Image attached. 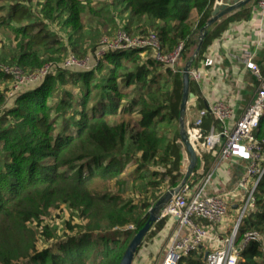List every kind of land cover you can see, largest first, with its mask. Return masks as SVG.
<instances>
[{
  "label": "trees",
  "instance_id": "trees-1",
  "mask_svg": "<svg viewBox=\"0 0 264 264\" xmlns=\"http://www.w3.org/2000/svg\"><path fill=\"white\" fill-rule=\"evenodd\" d=\"M257 2L252 0L212 23L191 67L231 23L254 16ZM118 4L119 13L128 16L122 27L128 34H137L134 21L144 17L135 26L139 33L155 32L165 53L182 43L181 60L187 61L217 0H119ZM104 6L95 0H16L4 14L0 8V27L14 32L18 46L10 61L32 71L71 54L77 58L92 54L107 30V21L112 23L115 17ZM30 17L33 21L24 24ZM88 17L105 21L98 29L101 35L91 38L89 47L78 39ZM48 22L56 23L59 32L51 31ZM8 79L0 68V84ZM58 82L77 85L80 97L61 98L51 105ZM182 85L181 67L173 70L156 61L151 50L134 49L108 52L93 70L49 75L39 86L18 95L0 120V264H120L147 221L150 207L183 177L178 144ZM189 91L195 96L194 108H203L205 102L191 79ZM72 99L77 100V107L67 121L76 127L55 134L57 118L51 113L68 111ZM133 123V141L126 148L127 129ZM163 124L175 125L171 134ZM211 125L218 128V122L207 117L204 130ZM263 135L264 113L255 132L257 139ZM202 158L204 175L214 157L209 152ZM129 160L138 163V170L157 165L153 179L142 183L145 175L139 173L134 180L146 188L138 204L121 193L126 184L122 172ZM198 164L189 185L201 178L196 173ZM254 196L255 208L243 217L237 242L250 230L258 231L262 240L249 243L237 264H264V175ZM62 205L69 216L59 237L46 217ZM164 224L165 218L154 222L141 243L155 237ZM51 239L57 241L46 245ZM40 242L44 243L41 248ZM179 264H204L203 253L182 257Z\"/></svg>",
  "mask_w": 264,
  "mask_h": 264
},
{
  "label": "built area",
  "instance_id": "built-area-1",
  "mask_svg": "<svg viewBox=\"0 0 264 264\" xmlns=\"http://www.w3.org/2000/svg\"><path fill=\"white\" fill-rule=\"evenodd\" d=\"M256 9L260 20H264V0H258ZM134 49L151 50L156 61L176 70L181 60L183 44L179 43L172 51L165 53L161 50L155 32L135 36L119 27L101 36L96 50L83 58L69 55L59 63H47L31 72H25L19 66H1L3 73L11 79L10 88L5 93L6 99L13 101L24 92L25 86H32L29 89L31 90L39 86L49 75L61 71L93 70L108 52ZM254 57L255 51L246 48L232 54V58L247 67L256 81L254 96L238 119L232 121L233 109L230 104L215 99L207 101L203 108L197 110L192 120L185 121L187 138L197 154L198 161L206 152H212L220 161L239 157L247 161L245 172L233 192L215 195L203 193V188L210 178V174H207L198 188L191 191V185L187 183L168 200L159 212V219H173L178 229L170 238L161 261L155 264H179L182 257L199 252L204 245H209L205 252L207 254L203 260L204 264H237L243 249L249 243L262 240V235L258 231L250 230L243 233L237 242L238 227L243 217L255 208L254 193L264 175V135L260 139L255 136L264 113V71ZM213 63L210 56L201 61L202 68L211 67ZM202 68L191 67L190 79L200 83L204 77ZM207 117L216 120L219 129L211 125L208 130H204L203 124ZM236 191H240L241 194H237ZM239 195L238 217L231 233L219 239L213 234V229L216 225H224L231 208V199L238 198ZM182 230L184 231L181 232Z\"/></svg>",
  "mask_w": 264,
  "mask_h": 264
},
{
  "label": "crops",
  "instance_id": "crops-1",
  "mask_svg": "<svg viewBox=\"0 0 264 264\" xmlns=\"http://www.w3.org/2000/svg\"><path fill=\"white\" fill-rule=\"evenodd\" d=\"M253 13L254 16L246 21L231 23L221 37L209 45L203 59L193 67L201 69V61L208 56L212 57L213 66L202 68L204 73L202 81L200 83L194 82L197 84L205 104L207 101L220 99L231 105L233 122L240 117L246 105L251 102L256 88V81L247 67L237 63L232 58V54L239 53L241 49L245 48L255 51L254 59L264 71V20H260L256 6L253 7ZM257 42L260 43L257 44ZM196 112L197 109L194 108L193 103L190 107L187 106L185 121L192 120ZM217 129H219V126ZM204 154H209V152ZM210 154L214 159L204 175L205 160L201 158L198 161L197 174L201 175V178L192 183L190 190L193 191L198 188L203 183L205 175L210 174L209 181L203 188V193L215 195L235 191L239 179L245 172L247 161L239 157H231L225 161H220L212 152ZM236 192L241 194L240 191ZM239 207L240 195L238 198L231 199V208L224 225H216L213 229V234L216 237L221 239L231 233ZM177 229L178 227L173 219L165 218V224L160 232L148 241H144L142 243L144 246L142 244L139 246L138 251L144 253V257L150 261L148 264L161 261L169 240ZM208 247L209 245L202 246L199 252L201 251L204 256ZM138 264L141 263L138 262Z\"/></svg>",
  "mask_w": 264,
  "mask_h": 264
},
{
  "label": "rangeland",
  "instance_id": "rangeland-1",
  "mask_svg": "<svg viewBox=\"0 0 264 264\" xmlns=\"http://www.w3.org/2000/svg\"><path fill=\"white\" fill-rule=\"evenodd\" d=\"M95 1H98V2L100 1V3H103L105 5L104 6L105 10L109 11L110 13L114 14V16H115L113 18L114 20L112 23H110V21H107V24H106L107 30L105 31V34H106V32H108V33L112 32L115 26H121V27L125 26L127 19H128V16L126 14H120L119 13L120 8H121V6L118 4L119 0H95ZM226 1L227 0H222V1H220V3L221 2L224 3ZM233 1L234 0H231L230 3ZM15 2H16V0H8L6 2H3L2 4L0 3V8L2 10L1 13L4 14L8 10L9 6L13 5ZM33 8L34 7H32V17L36 13V11L33 10ZM108 17H110V16H108ZM31 19H32L31 17L27 18L24 20L23 23L25 24L29 21H33ZM109 19H111V18H109ZM144 20H145L144 17H140V19H135L134 25H133V29L135 30V32H137V34H135V36H143L139 33L140 29L135 27V26L137 24L142 23ZM103 22H105L104 19L89 18V17L85 18L84 22H83V30L81 31L80 36L78 38L80 40L79 43L85 42V44L88 45V47H89L92 44L91 38L94 37L97 40V38L101 35V33L99 34V30L101 27L100 24H103ZM47 26H49L48 28H50L51 31L56 32V33L59 32V30H60L59 26L56 23L52 24V23L48 22ZM16 51H18V46H17V42L15 40L14 32L10 28L0 27V67L3 65L16 66L9 59L10 56L12 54H14ZM71 55H74V54H71ZM55 62L59 63L60 60H58V61L56 60ZM185 63H186V61L180 60L178 67L183 68ZM24 71L25 72H31V71L26 70V69ZM54 75H57V73H55ZM99 79L101 81H103L104 78L102 76ZM93 82H94V80H93ZM119 82H120V79H118V83ZM10 84H11V79L3 81L0 84V95H2V98L4 99V102H2V104L0 105V120L3 116L5 109L9 108L13 104V101H7L6 96H5L6 95L5 93L10 88ZM57 85H58V90L56 91L55 96L49 100V103L51 105L56 104L57 101H59L61 98H69L70 96L74 97V98H77L78 96L80 97V92H79V88L77 85H74L70 82H67V83L58 82ZM31 87L32 86H30V85L25 86L23 88L24 92H22V93L29 91V89ZM65 92H68L70 94L67 95ZM192 103L193 104L195 103L194 100L190 101L187 106L190 107L192 105ZM76 107H77V100L72 99L71 105H70V108L68 111L61 113V114H60V112H57L56 110L52 111L51 115L53 117L55 116L57 118L56 122H55V134L62 132L64 129H68V133H69L70 130H72L76 127V124L74 122L71 121L72 123H69L67 121L69 119V115L71 113V110L76 109ZM163 126L171 134V131L173 130L175 125L170 124L168 126L166 124H163ZM134 131H135V125L133 123L127 129L126 138H125V147L126 148L130 147L132 144ZM181 152L183 155L181 171L183 173L185 171L187 165H188L189 157H188L187 153H185L183 150H181ZM156 168H157V165L150 164L149 169L145 168V169L138 170V163H136V161L129 160V161L125 162L122 175L126 179V184L121 189L122 196L125 199L132 200L133 203L138 204V202L144 197L145 193H143V192H144V190H146V188H144V186H141V182H139L140 180L136 181V183H134V180L137 177V175H139V173H144V175H145V179L141 180V181H143L142 183H145L149 179H153L151 176V173H152V170H155ZM162 189H164V187H162ZM151 191L152 190H149L147 192L148 193V195L146 196L147 198H148V196L151 195ZM166 191L167 190L165 189L164 193ZM164 193H162V195ZM68 216H69V213H68L67 208L64 205H62L61 208L51 209L50 215L48 217H46V219L51 222V226H53L54 228L57 229V235L59 237L63 236V234H62L63 228H64L63 221L66 220L68 218ZM237 217H238V215H237ZM235 221H236V219H235ZM66 233L70 234V230L68 231L66 229ZM55 241H57V239H51L46 245L53 246V243ZM142 245L144 246V244H142ZM42 246H44V243L40 242L39 247L41 248ZM137 256L140 257L138 260H137V258H138ZM150 258H151V256L149 257V259ZM137 261L141 264L142 263L148 264L150 262L148 259H146L144 257V253H141V252L139 253V251H136L134 253L132 264H138Z\"/></svg>",
  "mask_w": 264,
  "mask_h": 264
},
{
  "label": "water",
  "instance_id": "water-1",
  "mask_svg": "<svg viewBox=\"0 0 264 264\" xmlns=\"http://www.w3.org/2000/svg\"><path fill=\"white\" fill-rule=\"evenodd\" d=\"M222 0H217V4L214 7L211 17L206 21L205 25L202 27L197 45L194 49V51L191 53L189 56L188 60L184 64L182 68V96H181V101H180V107H179V129H180V143L179 147L180 150H183L185 153H187L189 157L188 165L183 172V177L178 183L177 186L168 189L161 197H159L153 205L150 207L148 210V218L145 224L137 231L131 242L129 243L128 247L126 248L123 257L121 259L120 264H132L134 253L136 252L137 247L140 245L145 233L148 231L150 226L156 222L159 219V212L161 208L168 202V200L176 193H178L184 185L187 184L189 178L193 175L194 169L198 163V157L193 149L192 145L190 144L186 130H185V114H186V108L187 105L190 101L195 99V96L193 93L189 91V86H190V75H189V70L192 66L193 61L196 59L205 34L207 32L208 27L220 19L221 17L228 15L235 9L249 3L252 0H234L233 2L230 3L231 0H227L224 3H220ZM206 254L204 253L203 258H206Z\"/></svg>",
  "mask_w": 264,
  "mask_h": 264
}]
</instances>
